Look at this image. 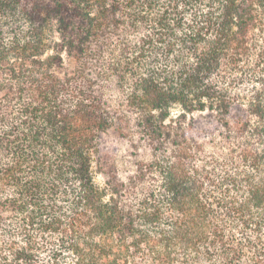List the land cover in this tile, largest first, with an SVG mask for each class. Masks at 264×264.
<instances>
[{"label":"trees","instance_id":"trees-1","mask_svg":"<svg viewBox=\"0 0 264 264\" xmlns=\"http://www.w3.org/2000/svg\"><path fill=\"white\" fill-rule=\"evenodd\" d=\"M0 264H264V0H0Z\"/></svg>","mask_w":264,"mask_h":264},{"label":"rangeland","instance_id":"rangeland-1","mask_svg":"<svg viewBox=\"0 0 264 264\" xmlns=\"http://www.w3.org/2000/svg\"><path fill=\"white\" fill-rule=\"evenodd\" d=\"M73 66V61L67 58L65 61L64 68L60 69L59 73L63 74V72L71 71L73 69Z\"/></svg>","mask_w":264,"mask_h":264}]
</instances>
